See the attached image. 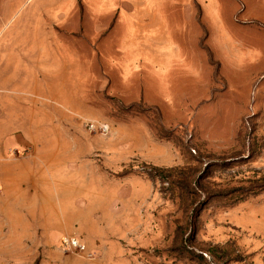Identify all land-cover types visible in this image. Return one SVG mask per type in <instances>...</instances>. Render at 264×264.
Here are the masks:
<instances>
[{"label":"rangeland","instance_id":"374dc122","mask_svg":"<svg viewBox=\"0 0 264 264\" xmlns=\"http://www.w3.org/2000/svg\"><path fill=\"white\" fill-rule=\"evenodd\" d=\"M11 1L0 0V26L12 14ZM137 9V28L150 29L151 36H136L141 49L136 47L135 58L102 53L115 94L94 89L92 97H104L113 121L145 122L174 155L167 166L135 159L117 171L137 173L152 186L129 214V237L113 248L118 264H264V0H150ZM47 24L41 29H59ZM20 25L15 15L8 29ZM121 32L110 37L112 45L120 43ZM149 44L167 64L168 100L155 92L153 71L150 78L137 70L127 87L110 67L112 59L137 65ZM122 126L114 142H127L142 123ZM43 215L25 214L22 221L33 224ZM17 251L0 235V253ZM65 253L94 257L84 248Z\"/></svg>","mask_w":264,"mask_h":264},{"label":"crops","instance_id":"0c3cea01","mask_svg":"<svg viewBox=\"0 0 264 264\" xmlns=\"http://www.w3.org/2000/svg\"><path fill=\"white\" fill-rule=\"evenodd\" d=\"M11 2L12 14L0 26V235L18 251L0 253V264H118L113 248L122 236L129 237V214L152 186L137 173L119 176L117 171L135 159L167 166L174 154L145 122L113 121L109 103L92 95L94 89L99 95L115 94L113 78L99 59L102 53L135 58L136 36H151L150 29L140 30L136 23L137 6L150 0ZM15 15L21 25L10 30ZM47 22L59 29H41ZM120 30V43L112 45L110 37ZM142 51L137 65L112 59L110 67L127 87L137 70L147 76L153 71L155 92L168 100V67L160 50L149 44ZM150 83H144L145 99ZM84 121L113 126L106 135L91 133ZM125 121H140L142 128L127 142H114ZM87 164L92 172L82 170ZM31 213L44 215L23 223ZM72 235L94 257L65 253L61 238Z\"/></svg>","mask_w":264,"mask_h":264},{"label":"built area","instance_id":"2783aa9c","mask_svg":"<svg viewBox=\"0 0 264 264\" xmlns=\"http://www.w3.org/2000/svg\"><path fill=\"white\" fill-rule=\"evenodd\" d=\"M86 128L91 133L107 134L109 132L108 125L103 123H89ZM60 245L64 251H75L83 248L79 240L73 237L61 238Z\"/></svg>","mask_w":264,"mask_h":264}]
</instances>
